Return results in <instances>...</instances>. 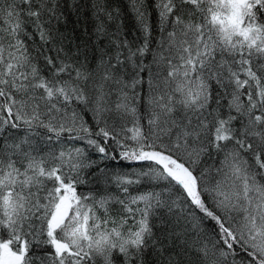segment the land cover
<instances>
[{
	"label": "snow or ice",
	"instance_id": "6c2138e0",
	"mask_svg": "<svg viewBox=\"0 0 264 264\" xmlns=\"http://www.w3.org/2000/svg\"><path fill=\"white\" fill-rule=\"evenodd\" d=\"M0 264H264V0H0Z\"/></svg>",
	"mask_w": 264,
	"mask_h": 264
}]
</instances>
